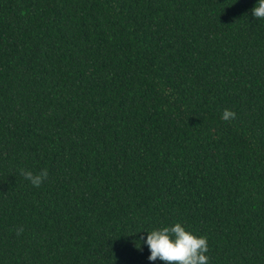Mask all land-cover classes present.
Segmentation results:
<instances>
[{
	"label": "trees",
	"instance_id": "16d2710c",
	"mask_svg": "<svg viewBox=\"0 0 264 264\" xmlns=\"http://www.w3.org/2000/svg\"><path fill=\"white\" fill-rule=\"evenodd\" d=\"M255 4L0 0V264H149L176 222L264 264Z\"/></svg>",
	"mask_w": 264,
	"mask_h": 264
},
{
	"label": "clouds",
	"instance_id": "9594fccd",
	"mask_svg": "<svg viewBox=\"0 0 264 264\" xmlns=\"http://www.w3.org/2000/svg\"><path fill=\"white\" fill-rule=\"evenodd\" d=\"M251 13L258 20L264 19V0H256ZM234 118V112L223 111V120ZM21 174L34 187H40L48 175L47 170L38 174L23 171ZM141 239L149 252V264H155L158 260L163 264H210L207 238L188 230L181 222L146 231V237L142 236Z\"/></svg>",
	"mask_w": 264,
	"mask_h": 264
}]
</instances>
